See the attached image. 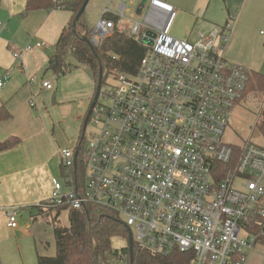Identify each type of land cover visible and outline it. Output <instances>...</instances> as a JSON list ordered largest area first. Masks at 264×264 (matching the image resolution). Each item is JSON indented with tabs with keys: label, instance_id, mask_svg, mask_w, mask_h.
Segmentation results:
<instances>
[{
	"label": "built area",
	"instance_id": "2783aa9c",
	"mask_svg": "<svg viewBox=\"0 0 264 264\" xmlns=\"http://www.w3.org/2000/svg\"><path fill=\"white\" fill-rule=\"evenodd\" d=\"M112 4L107 0L90 31L91 45L127 31L146 52L135 74H114L115 84L100 90L84 145L59 152L66 191L53 179L38 206L89 204L117 215L127 234L114 238L125 245L112 247L107 264H137L142 255L165 264H243L248 250L264 244V144L222 140L232 110L248 91L259 94L251 87L256 72L224 56L232 20L182 41L169 35L172 7L138 3L137 14L146 10L138 20L128 16L136 0H120L114 12ZM7 79L0 67V88ZM261 100L252 132L264 138ZM17 216L7 212L8 227H18Z\"/></svg>",
	"mask_w": 264,
	"mask_h": 264
},
{
	"label": "crops",
	"instance_id": "0c3cea01",
	"mask_svg": "<svg viewBox=\"0 0 264 264\" xmlns=\"http://www.w3.org/2000/svg\"><path fill=\"white\" fill-rule=\"evenodd\" d=\"M138 1L143 7L151 1L172 7L176 10L175 19L183 16L191 26L198 25L204 33L221 23L210 10L212 3L220 0ZM25 5L26 0H0V67L8 74L6 84L0 88V108H3L0 110V143L18 141L0 150V238L3 233L17 229L8 227V211L14 209L21 215L30 213L49 199L53 179L61 175L59 152L76 146L79 137L70 143L63 126L74 123L75 102L89 100L80 119L81 123L84 121L95 91L91 79L89 84H74L67 99L59 98V85L58 91L53 92V82L58 77L45 68L72 14L62 9L25 13ZM226 7L225 23L232 20V31L224 56L232 63L260 73L264 70V34H261L264 31V0H226ZM204 17L210 22L198 21ZM36 43H43V46L36 47ZM28 46L31 49H27ZM11 47L21 51L18 59H14ZM77 72L73 70L68 74L72 77L82 74ZM68 74L62 79L59 77L58 84H62ZM45 81L52 84L51 90L42 88ZM32 99L34 107L30 106ZM81 127L80 124V131ZM263 249L262 243L251 249L245 264H264Z\"/></svg>",
	"mask_w": 264,
	"mask_h": 264
},
{
	"label": "trees",
	"instance_id": "16d2710c",
	"mask_svg": "<svg viewBox=\"0 0 264 264\" xmlns=\"http://www.w3.org/2000/svg\"><path fill=\"white\" fill-rule=\"evenodd\" d=\"M85 0H26L25 13L38 10L62 9L71 12L72 18L55 46L46 71L53 72L58 78L76 69H84L96 88L99 71L102 70V86L106 78L117 73L135 74L146 48L129 32L114 30L100 46L91 47L87 41L90 29L87 28L84 13L75 21L76 15ZM252 89L264 96V74L256 72ZM3 109L2 107L0 110ZM1 120V118H0ZM264 129V127H263ZM82 127L77 145L83 146ZM5 141L0 143V150L10 148L17 143ZM80 166L77 165V171ZM38 215L50 217L54 224L55 255L37 254V264H99L110 259L112 239L115 236H126L127 231L117 215L108 210L85 205L79 210H68V227L57 226L58 216L65 209H42L36 206ZM264 242V239H260ZM178 262L177 264H179ZM137 264H165L162 259L140 256Z\"/></svg>",
	"mask_w": 264,
	"mask_h": 264
},
{
	"label": "rangeland",
	"instance_id": "374dc122",
	"mask_svg": "<svg viewBox=\"0 0 264 264\" xmlns=\"http://www.w3.org/2000/svg\"><path fill=\"white\" fill-rule=\"evenodd\" d=\"M120 0H113V7H111L112 12L115 11V7L119 4ZM107 0H93L87 7L86 12L84 13V20L86 26L90 31L96 25L98 19L101 17L104 7L106 6ZM140 3L136 0V4L131 6L130 13L128 16L135 15V18L141 20L146 15V10L141 14H137V4ZM232 7V6H231ZM211 12L214 15L216 20H221V23H217V25L222 26L227 19V7L226 0H220L219 2L212 3L210 8ZM226 16V17H225ZM199 22L202 21L210 22L208 17H204V20L199 19ZM222 24V25H221ZM203 29H201L198 25L191 26L187 19H184L183 16H178L174 19L170 30L169 35L177 40H192L197 33H203ZM261 34H264V31H261ZM146 43V42H144ZM228 60V58L225 56ZM230 61V60H229ZM77 73H82L76 77H72L69 75L62 84H58L60 80L53 82L55 85V89L53 92L56 93L57 85H59V89L61 99H67L70 95L71 90L80 83L89 84L91 78L88 73L80 68L76 69ZM75 71V70H74ZM264 74V70L260 72ZM67 76V75H65ZM90 78L88 79L87 78ZM64 76H61L62 79ZM69 77H72L71 80ZM74 81V82H73ZM57 82V83H56ZM75 84V85H74ZM105 84L108 86H113L115 84L114 79L109 76L105 80ZM103 85L101 90L105 91L108 87L107 85ZM58 91V90H57ZM256 92L255 90H253ZM58 93V92H57ZM58 95V94H57ZM262 94H255L251 90L248 91L242 101L232 110L229 119L228 125L226 127L225 133L223 135V142L225 144L231 146H241L248 139L257 145L261 146L264 144L263 134L259 129H255L253 132V125L257 120V116L260 111V107L262 104L261 97ZM89 100L82 102H75L74 112L75 120L74 123H67L66 126H63L66 129V137L70 141V143H74L77 139V136L80 134V124L81 118L83 117L86 109L88 108ZM55 117H57V113L52 111ZM263 116L261 117V119ZM90 126H87L86 130L88 131ZM71 144V145H72ZM60 181L63 186V190H65L64 179L61 175L56 177ZM66 191V190H65ZM53 210L52 208H48V210ZM23 213V212H22ZM18 227L16 231H7V233H3L0 238V264H37V254L54 256L55 255V243H54V224L52 219L47 216L38 215V210H32L30 213L22 214L19 213L17 216ZM57 226L68 227V215L67 212L62 211L58 216V220L56 223ZM125 245V241L120 237L112 239V247L120 248ZM248 250L246 253L245 261L248 259ZM261 256L264 259V249L261 252ZM264 261V260H263ZM252 264V262L250 263Z\"/></svg>",
	"mask_w": 264,
	"mask_h": 264
},
{
	"label": "water",
	"instance_id": "95a60500",
	"mask_svg": "<svg viewBox=\"0 0 264 264\" xmlns=\"http://www.w3.org/2000/svg\"><path fill=\"white\" fill-rule=\"evenodd\" d=\"M90 0H85V2L83 3L81 9L79 10V12L77 13L76 15V18H75V21H77L81 16L82 14L85 12L86 10V7H87V4ZM86 42H88L90 44L91 47H93L91 45V43L89 42V40L87 41V39L85 38L84 39ZM102 70L100 69L99 71V79H98V82H97V85H96V88H95V91H94V95H93V98H92V102H91V105L89 107V110L84 118V121H83V124H82V134H81V139L84 137V133H85V130H86V127H87V123H88V120L90 118V115H91V112H92V109L95 105V102L98 98V95H99V92L101 90V86H102ZM77 155V152L75 154V156ZM132 245V243L130 242V246ZM131 248V247H130Z\"/></svg>",
	"mask_w": 264,
	"mask_h": 264
}]
</instances>
